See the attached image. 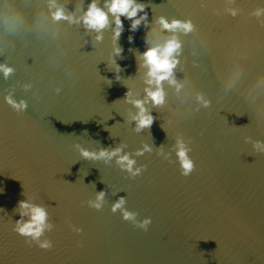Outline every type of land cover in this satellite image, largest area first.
Returning <instances> with one entry per match:
<instances>
[{"label": "water", "instance_id": "water-1", "mask_svg": "<svg viewBox=\"0 0 264 264\" xmlns=\"http://www.w3.org/2000/svg\"><path fill=\"white\" fill-rule=\"evenodd\" d=\"M138 2L147 23L132 31L121 16L114 42L111 13L99 40L78 20L89 0H0V66L12 69L0 67V264H264V153L253 149L264 141V15H250L264 0ZM5 4L18 19L6 17ZM228 6L240 9L236 17ZM58 8L73 20L56 19ZM160 16L191 18L196 28L161 29ZM172 35L181 42L176 83L162 82L166 102L149 99L156 119L136 131L139 109L124 95L143 100L155 87L139 53ZM21 101L26 108L16 109ZM177 132L192 149L189 176L172 151ZM144 143L172 155H135ZM118 145L135 155L134 167L146 165L140 175L79 151ZM100 190L104 205L89 207ZM120 196L138 219L152 218L147 231L111 211ZM26 198L48 210L50 249L12 231Z\"/></svg>", "mask_w": 264, "mask_h": 264}, {"label": "clouds", "instance_id": "clouds-1", "mask_svg": "<svg viewBox=\"0 0 264 264\" xmlns=\"http://www.w3.org/2000/svg\"><path fill=\"white\" fill-rule=\"evenodd\" d=\"M227 5H232L235 0H226ZM54 6V5H53ZM146 5L138 0H104V5L100 6L97 0H89L87 9L84 15L78 20H82L84 25L91 30L97 32L96 39L102 38L101 30L109 25V13L112 14L111 23L113 27V40L118 41L119 36L124 30L123 21L121 16L131 20L130 30L135 31L138 26L145 22L147 23V12L144 11ZM225 11L232 17H236L240 9L228 6ZM4 12L6 17L16 20L19 18V13L14 10L10 5H4ZM140 12L142 15H137ZM56 19L66 18L70 21L73 17L66 16L63 9L58 8L54 13ZM250 15H254L257 18L264 15V9L257 8ZM156 23H158L161 29H168L173 31L189 32L196 28V24L191 18L185 20L173 18L171 21L163 16L157 17ZM264 25V20L260 21ZM132 37H129L131 40ZM181 48V42L176 35L170 36L164 43H156L147 47L143 52L139 53L140 66L147 68V83L149 85H155L154 88H147L146 96L143 100L133 99L131 90H127L124 99L130 101L137 106L139 111L132 116V119L136 121L135 130L140 131L144 128H150L156 119L152 112L145 107V104L150 99L153 105H163L166 97V93L163 89L162 82L168 80L169 83L175 84L174 69L179 63V52ZM123 49L120 46L114 47V53L120 55ZM115 61L113 60V63ZM2 67L5 75L10 73L12 69L7 66ZM119 65H116L119 70ZM116 79H120L119 76ZM180 85H177L179 88ZM12 103V101H9ZM209 101H204L207 105ZM16 109L26 108V103L21 101L19 104H14ZM162 127H164L162 125ZM245 140H250L249 137H245ZM79 147V146H77ZM124 145H118L114 148H101L99 151H90L83 147H79L81 156L92 160H103L105 163L112 161L115 158V163L121 170L126 171L130 177H136L142 173L146 168V165H139L134 167L135 155H143L144 153H151L154 150L158 156H162L165 159L170 158L172 151L176 154V159L179 164L180 174L183 176H189L195 169V162L189 155L192 151L189 140L185 139L184 134L181 132L176 133L175 144L172 146V151H165V147L161 144L157 148H153V145L144 143L140 148L136 149L135 155L124 151ZM253 149L257 153H264V141H254ZM2 191V189H0ZM87 205L94 209H101L105 203V191L100 190L96 192L94 198L87 200ZM127 199L124 196H120L117 200L111 203V211L113 213L119 210L121 218L125 221H130L136 227L148 230L149 225L152 223L151 217H143L138 219V212L130 210L126 207ZM16 211L19 212V219H17L12 225V231L25 238V243L29 246L35 244L41 249H50L53 247V242L47 238L44 234L54 228V224L48 219L49 213L47 208L43 204L33 202L32 199L26 198L19 200L16 206ZM28 217V219H24ZM73 230L77 233L82 231V228L73 227ZM41 237H44L43 239Z\"/></svg>", "mask_w": 264, "mask_h": 264}]
</instances>
